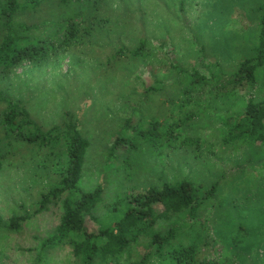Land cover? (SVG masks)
<instances>
[{"label": "trees", "instance_id": "16d2710c", "mask_svg": "<svg viewBox=\"0 0 264 264\" xmlns=\"http://www.w3.org/2000/svg\"><path fill=\"white\" fill-rule=\"evenodd\" d=\"M44 3L0 0V82L28 62L69 58L79 63L96 28L109 22L98 14L101 0H59L61 13L54 19L50 13L38 16ZM252 10L260 14L257 38L250 56L233 68L208 58L204 47L199 68L183 67L164 53L165 44L157 49L143 36L135 45L119 44L99 61L103 70L94 79L88 76L80 108H63L51 125L24 99L14 100L0 89V172L7 162L34 160L57 175L36 203L37 213L60 203L63 214L35 264H50V252L58 248H69L73 264H230L228 253L250 252L264 243V100L243 94L253 91L264 68V4L257 1ZM114 89L119 109L104 103ZM90 90L104 96L102 118L121 110L113 128L105 123L96 138L85 125ZM245 148L250 152L242 153ZM146 149L161 156L188 151L198 159L240 152L237 166L255 165V170L221 176L211 186L185 179L133 188L114 203L105 201L101 185L89 192L80 186L94 154L98 162L115 166ZM227 182L235 185L232 203L220 202L218 208ZM212 204L232 232L223 239L222 254L217 248L223 229H212L206 217ZM28 218L14 216L6 225L0 221V229H20Z\"/></svg>", "mask_w": 264, "mask_h": 264}, {"label": "rangeland", "instance_id": "374dc122", "mask_svg": "<svg viewBox=\"0 0 264 264\" xmlns=\"http://www.w3.org/2000/svg\"><path fill=\"white\" fill-rule=\"evenodd\" d=\"M253 1L101 0L98 14L101 20L107 18L109 22L96 28L86 57L78 58L79 63L75 65L69 58L43 65L25 63L10 79L0 82V89L14 100L24 99L43 123L51 125L62 114L63 108H80L83 101L80 95L86 92L88 76L94 79L103 70L99 61L114 54L119 44L135 45L143 36L157 49L165 44L164 53L183 67H198L201 48L204 47L208 58L226 68H233L250 56V48L257 38L261 9L253 11L252 6L257 1L258 6L264 4V0ZM58 5L59 0H45L43 11L38 16L45 17L50 13L49 17L54 19L61 13ZM115 91L108 93L104 101L113 108L116 106ZM89 92L86 100L90 105L85 125L88 128L91 126L92 136L96 138L101 136L105 123L113 128L111 125L118 118L115 113L121 110H110L109 115L102 118L100 108L104 96L95 90ZM243 94H248L257 102L264 100V68L260 70L253 91L247 89ZM247 150L243 149L242 153ZM122 156L124 158L126 154ZM240 159V152L198 159L188 151L161 156L146 149L136 153L129 162L120 161V164L112 166L108 162H98L100 158L94 154L88 161L80 186L89 192L101 185L105 189V201L114 203L133 188H159L165 181L185 179L197 186H211L221 176L240 177L255 170V165L238 167ZM36 163L39 162H7L0 172V221L6 225L14 216L29 217L20 229H0V264H35L38 250L60 224L63 214L60 203H52L46 211L37 213L36 203L41 200L44 191L52 187L57 175L51 172V167L40 168ZM121 164L122 169L118 171L117 167ZM234 186L229 182L223 186L216 201L217 207L220 202L226 205L232 203L229 196ZM217 207L212 204L206 217L212 229H223L217 248L218 254H222L223 239L227 241L232 232L226 225L224 213L218 216ZM249 251L228 253L232 259L230 264H264V243L256 244ZM50 261V264H73L74 258L69 248H58L50 252Z\"/></svg>", "mask_w": 264, "mask_h": 264}]
</instances>
